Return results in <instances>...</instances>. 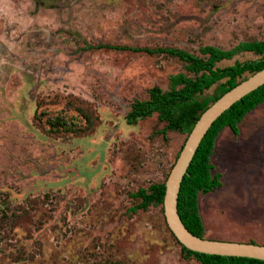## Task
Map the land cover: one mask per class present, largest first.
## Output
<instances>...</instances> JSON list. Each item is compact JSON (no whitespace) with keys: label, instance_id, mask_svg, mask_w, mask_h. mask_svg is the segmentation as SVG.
Instances as JSON below:
<instances>
[{"label":"rangeland","instance_id":"1","mask_svg":"<svg viewBox=\"0 0 264 264\" xmlns=\"http://www.w3.org/2000/svg\"><path fill=\"white\" fill-rule=\"evenodd\" d=\"M251 40H264V0H0V264H199L160 206L130 212L186 136L160 133L156 114L133 126L124 116L184 64L108 47L197 53ZM238 131L218 136L221 186L198 196L204 237L264 245V103Z\"/></svg>","mask_w":264,"mask_h":264},{"label":"trees","instance_id":"2","mask_svg":"<svg viewBox=\"0 0 264 264\" xmlns=\"http://www.w3.org/2000/svg\"><path fill=\"white\" fill-rule=\"evenodd\" d=\"M104 47L106 46L97 45L96 47L86 46L85 48ZM108 48L148 54H165L175 57L184 64V72L176 73L169 77L166 90L156 86L152 87L148 91L147 99L134 100L124 116L126 124L133 126L138 121L156 114L158 120L164 123L160 131L162 134L174 131L187 137L199 116L213 102L239 82L264 68V40L243 41L229 49L206 45L199 47L197 53L172 47L154 50L128 47ZM242 53H252L257 58L242 62L236 61L232 65L224 67L218 66L220 62L232 60ZM209 90H212V93L206 94ZM263 103L264 85L249 93L226 110L213 122L201 140L187 168V172L183 176L177 198L178 215L191 234L199 238H205L204 227L198 209L199 194H208L221 186V175L214 172V167L211 163L218 136L226 128L230 129L233 134L238 135V126L246 115ZM55 121L53 126L63 127L67 124L59 118H55ZM164 192L165 181L154 183L146 189H138L132 194V197L137 199L138 203L130 209V212L145 211L151 205L160 206L163 209ZM249 243L253 244L254 242ZM179 245L185 259L193 258L199 264H264V261L250 258L196 253L186 249L180 243ZM113 263L125 264L118 261L97 264Z\"/></svg>","mask_w":264,"mask_h":264},{"label":"water","instance_id":"3","mask_svg":"<svg viewBox=\"0 0 264 264\" xmlns=\"http://www.w3.org/2000/svg\"><path fill=\"white\" fill-rule=\"evenodd\" d=\"M264 85V68L239 82L213 102L198 118L165 180L162 203L166 225L186 249L207 255L241 257L264 261V245L199 238L189 232L177 212V198L183 176L208 129L233 104ZM114 264V263H113Z\"/></svg>","mask_w":264,"mask_h":264}]
</instances>
